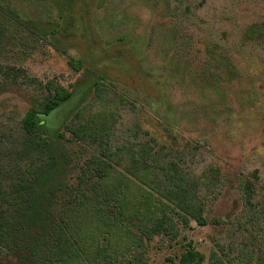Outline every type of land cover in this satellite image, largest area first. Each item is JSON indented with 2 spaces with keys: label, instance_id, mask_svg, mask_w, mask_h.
Listing matches in <instances>:
<instances>
[{
  "label": "rangeland",
  "instance_id": "1",
  "mask_svg": "<svg viewBox=\"0 0 264 264\" xmlns=\"http://www.w3.org/2000/svg\"><path fill=\"white\" fill-rule=\"evenodd\" d=\"M0 29V206L19 205L15 177L49 158L25 147L14 89L95 75L100 95L66 121L82 136L59 132L76 193L53 250L74 264H264V0H0ZM193 189L200 213L185 208Z\"/></svg>",
  "mask_w": 264,
  "mask_h": 264
},
{
  "label": "trees",
  "instance_id": "2",
  "mask_svg": "<svg viewBox=\"0 0 264 264\" xmlns=\"http://www.w3.org/2000/svg\"><path fill=\"white\" fill-rule=\"evenodd\" d=\"M58 7L61 13L67 14L69 6ZM17 21L41 37L58 32L52 22L35 19ZM2 34L0 29V35ZM68 63L75 70L81 68L79 61L70 59ZM101 85L102 78L91 75L81 83L70 84L69 88L59 83L47 82L44 86L45 94L41 97L23 89H14L28 103V108L21 118L25 147L29 150L41 147L47 151L49 158L42 166L28 169L31 173H24L18 179L15 177L17 182L14 180L10 190L20 194L16 195L19 205L14 208V204L0 206V245L7 247L3 255H0V264H74L77 260L71 250H53V244L62 232L64 212L72 204L68 198L76 193L72 152L59 138V132L63 127H67L68 130L72 129L78 138L82 136V125L71 127V123L66 121L72 113L78 112L84 103L90 101L93 95H100L103 90ZM171 169L179 173L185 168L177 162H172ZM10 179H13V176ZM250 188V183L246 181L243 191L245 200L252 196ZM184 202L187 210L200 213L203 208L202 191L191 190ZM4 203L6 204V201ZM196 255V250L188 253L191 257ZM2 256L5 259H1Z\"/></svg>",
  "mask_w": 264,
  "mask_h": 264
}]
</instances>
